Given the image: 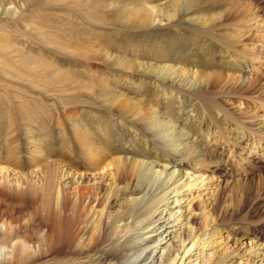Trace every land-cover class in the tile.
I'll use <instances>...</instances> for the list:
<instances>
[{"label": "rangeland", "instance_id": "rangeland-1", "mask_svg": "<svg viewBox=\"0 0 264 264\" xmlns=\"http://www.w3.org/2000/svg\"><path fill=\"white\" fill-rule=\"evenodd\" d=\"M0 3V245L7 251L0 264L61 263L52 251L60 238L58 183L73 191L80 174L86 172L79 181L93 183L106 171L109 182L113 170H77L61 156L63 140L75 142L80 112L98 109L157 111L182 132L181 147H196L197 160L181 154L180 144L175 151L146 134L156 149L147 161L158 169L176 165L171 169L187 173L182 181L193 183L188 220L202 209L211 219L193 264H212L221 254L226 264L258 262L264 251V0H192L190 7L183 0ZM54 167L57 185L47 197L46 185L23 193L14 182L22 172L44 178ZM174 199L157 205V230L149 246L137 244L139 256L128 253L133 264H168L165 257L178 244ZM189 226L194 234L204 229L192 220ZM210 226L216 231L207 245ZM130 233L125 228L117 238ZM7 235L13 238L3 240ZM36 236L46 241L38 246ZM22 243L29 256L20 253Z\"/></svg>", "mask_w": 264, "mask_h": 264}, {"label": "bare ground", "instance_id": "bare-ground-1", "mask_svg": "<svg viewBox=\"0 0 264 264\" xmlns=\"http://www.w3.org/2000/svg\"><path fill=\"white\" fill-rule=\"evenodd\" d=\"M191 2L192 0H183L186 7L191 6ZM173 6L174 11L182 9L178 2ZM151 13L152 10L144 13L143 19L146 20ZM118 111L105 109L81 111L74 127L75 142L71 143L67 137L62 142V160L74 169L94 172L97 170L98 173L106 167L113 170L107 173L110 176L109 182H105L104 179L106 171L93 183L79 181L86 172L80 174L73 191L67 182L58 183L60 185L56 192L58 199L56 210L60 238L58 247L52 251L56 250L61 255L60 264H133L135 260L129 258L128 253L132 252L135 257L139 256L137 244L143 242L144 247L149 246L152 241L147 240L150 234L157 230H153V214L158 210L157 205L169 197H175L176 216L171 221L172 226H177L176 230L179 229L174 235L178 244L174 252L171 255L167 254L165 259L168 264H181L188 258L187 264H193L198 258L197 251L200 253L198 247L204 242L206 227L209 226L211 219L204 209L198 212V217L192 216L190 220L200 225L204 224V229L194 234L189 226L190 220L185 214L186 211L192 210L190 206L188 207L190 205L188 189L193 183L189 182L188 177L182 181L187 173L171 169L176 165L169 169L167 165H163L158 169L157 164L146 159L150 154H156L155 142L146 138L147 133L153 134L157 142L175 151L181 147L184 135L181 131H176L174 123L158 115L157 111L137 109ZM128 125H131V129ZM136 130L140 132L137 133ZM242 132L245 133L243 130ZM140 136L143 139H140ZM120 140L124 142H119ZM177 143L180 144L179 147ZM195 148L194 144L185 142L179 151L186 157L197 160ZM139 150L144 151L139 153ZM127 154L132 155L131 158L124 157ZM56 173L57 167L47 171L44 178L36 173L33 175V171L22 172L14 182L21 186L23 193L27 188L38 192L46 185L47 197L53 191L54 185H57L54 183ZM113 207H116L115 211ZM196 207L201 208L198 205ZM125 228L131 233L119 240L117 236ZM215 231L216 229L210 226L207 245L212 243ZM10 237L13 238L10 235L4 236L3 240ZM44 240L46 241V238L42 236L34 238L38 246ZM5 248L6 245H0L1 255H6ZM28 248L29 246L22 243L20 253L29 256ZM153 248L150 249L151 253L154 251ZM151 253L145 258H149ZM194 255L196 257L192 259ZM257 258L258 262L254 264H264V251H261ZM251 263L253 264L252 261ZM212 264H226V256L221 254Z\"/></svg>", "mask_w": 264, "mask_h": 264}]
</instances>
